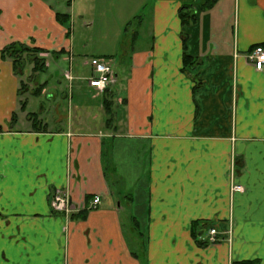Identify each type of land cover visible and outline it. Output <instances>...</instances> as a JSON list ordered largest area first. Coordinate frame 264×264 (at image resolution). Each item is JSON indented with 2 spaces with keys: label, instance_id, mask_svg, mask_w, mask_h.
Masks as SVG:
<instances>
[{
  "label": "crops",
  "instance_id": "1",
  "mask_svg": "<svg viewBox=\"0 0 264 264\" xmlns=\"http://www.w3.org/2000/svg\"><path fill=\"white\" fill-rule=\"evenodd\" d=\"M205 2L0 0V85L15 93L0 121V264H264V71L245 57L264 45V0ZM12 44L42 51L36 73L110 58L114 85L84 81L95 125H32L22 98L44 84L26 55L34 75L15 74ZM56 189L69 218L51 210Z\"/></svg>",
  "mask_w": 264,
  "mask_h": 264
},
{
  "label": "rangeland",
  "instance_id": "2",
  "mask_svg": "<svg viewBox=\"0 0 264 264\" xmlns=\"http://www.w3.org/2000/svg\"><path fill=\"white\" fill-rule=\"evenodd\" d=\"M63 1L64 4H66L68 0ZM66 26L70 27V22ZM75 29L77 32L79 31L77 26H75ZM85 52V58H89L91 55L89 49L85 50ZM88 70L90 69L82 70L73 67L72 62L52 59L49 62L47 71L36 73L37 77L34 76L33 82L31 83L33 88L36 85L44 84L41 88L44 89V93L46 94L44 95L43 93L40 95L37 93L36 95H31L26 91L27 93L25 92L22 98V101L26 104V111L46 121L51 128L64 126L66 120H72L73 125H75L74 122L75 119H78V116H83L88 126L95 125L96 121H90V117L91 115L99 113L98 106L101 100L98 98L93 99L91 94L87 93L85 90L84 84L87 81L86 77L89 75V72H87ZM67 72L70 73L72 79L74 78V81L69 82L62 78V73L65 74ZM31 73L28 67H23V76L25 79H27ZM31 75L34 74L32 73ZM75 78H79V81H76ZM3 80L4 85H0V93L4 95L3 98H0L1 122H4L5 116L8 114L4 110L5 106L7 104L10 105V103L14 104L15 95V93L12 92L9 79ZM40 107H42V109ZM59 119L62 120L61 123L58 122ZM109 177H112V173H109ZM128 183H130V180L126 179L125 182H123V186H129ZM123 186L121 187L123 188ZM126 190L130 189L126 188L124 191Z\"/></svg>",
  "mask_w": 264,
  "mask_h": 264
},
{
  "label": "built area",
  "instance_id": "3",
  "mask_svg": "<svg viewBox=\"0 0 264 264\" xmlns=\"http://www.w3.org/2000/svg\"><path fill=\"white\" fill-rule=\"evenodd\" d=\"M246 60L254 68L255 71H264V45H257L251 49L246 55ZM87 64L91 69V77L87 79L88 86L94 89L97 93H104L110 86L114 85L116 78L113 69V62L106 57H92ZM66 81L71 82L73 79L69 72L64 74ZM235 192H240V186H234ZM101 200L99 196H94L88 206L87 210H96L100 205ZM50 207L56 213H61L65 216L74 212L73 204L70 195L67 191L56 190L50 198ZM208 234L210 241H214L217 236L215 229H209Z\"/></svg>",
  "mask_w": 264,
  "mask_h": 264
},
{
  "label": "trees",
  "instance_id": "4",
  "mask_svg": "<svg viewBox=\"0 0 264 264\" xmlns=\"http://www.w3.org/2000/svg\"><path fill=\"white\" fill-rule=\"evenodd\" d=\"M216 0H206L204 7L206 9L210 8ZM58 19L60 22H68V16L67 15H57ZM179 17L184 25H188L192 22H194V16L189 15L184 8L180 9L179 11ZM66 19V20H65ZM68 24V23H67ZM69 30V27H68ZM42 52L40 49H34V48H29L23 44H12L5 49L2 50V56L9 58L13 64V68L15 71V74H19V71H23L24 63L26 59L23 57L26 55V57H31V61L33 63V73L43 71L45 69L43 59L38 57V53ZM183 63H184V69L192 67L193 62L190 57L184 56L183 57ZM21 87H20V94H21ZM36 95L37 92H34ZM24 101L21 102V108H24ZM15 114L12 115L11 117V123L15 121ZM28 119L32 122V125L38 124L36 122V118L34 114H29L28 113Z\"/></svg>",
  "mask_w": 264,
  "mask_h": 264
},
{
  "label": "flooded vegetation",
  "instance_id": "5",
  "mask_svg": "<svg viewBox=\"0 0 264 264\" xmlns=\"http://www.w3.org/2000/svg\"><path fill=\"white\" fill-rule=\"evenodd\" d=\"M56 190H58V189H56ZM56 190H55V191H56ZM59 190H61V189H59ZM55 191H54V192H55ZM51 210H52V209H51ZM86 210H87V209H86ZM52 212H53V213H56V212H54L53 210H52ZM72 214H73V212H72L70 215H68V216H65V215H64V216L67 217V218H69V217H71Z\"/></svg>",
  "mask_w": 264,
  "mask_h": 264
}]
</instances>
